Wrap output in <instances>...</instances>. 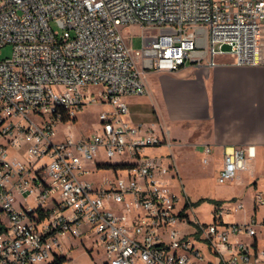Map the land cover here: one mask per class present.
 <instances>
[{"label": "built area", "instance_id": "obj_1", "mask_svg": "<svg viewBox=\"0 0 264 264\" xmlns=\"http://www.w3.org/2000/svg\"><path fill=\"white\" fill-rule=\"evenodd\" d=\"M122 26L143 28L139 49ZM263 27L264 0H0V55L12 47L0 57V264H50L65 257L67 238L90 234L102 246L96 264L264 262V220L224 221L242 202L216 207L211 224L191 221L189 202L177 209L172 155L146 152L171 144L127 120L126 101L147 94L149 72L212 68L225 54L257 65ZM95 101L110 107L101 128L58 139V124ZM102 152L108 162L98 160ZM255 157L252 146L225 149L217 181L250 171ZM98 170L112 176L95 180ZM253 199L264 206L261 192Z\"/></svg>", "mask_w": 264, "mask_h": 264}, {"label": "crops", "instance_id": "obj_2", "mask_svg": "<svg viewBox=\"0 0 264 264\" xmlns=\"http://www.w3.org/2000/svg\"><path fill=\"white\" fill-rule=\"evenodd\" d=\"M258 56L254 66L235 65L234 57L225 54L212 68L190 64L176 72H149L144 76L147 94L126 98L127 120L165 134L168 150L200 147L205 156L210 148L209 159L218 160L220 168L225 149L254 147L249 180L254 194H263L264 171L258 173L255 163H264V27ZM235 201L234 206L242 202ZM263 207L253 199L252 217L257 219Z\"/></svg>", "mask_w": 264, "mask_h": 264}, {"label": "rangeland", "instance_id": "obj_3", "mask_svg": "<svg viewBox=\"0 0 264 264\" xmlns=\"http://www.w3.org/2000/svg\"><path fill=\"white\" fill-rule=\"evenodd\" d=\"M120 31L125 41L133 49H139L142 46V34L144 31L142 27L122 26ZM11 56L12 47L6 46L3 48L0 57ZM101 90L100 86L89 88L90 95L95 94V97H99ZM109 109L108 105L98 101L86 105L77 113L76 121L58 124V139L61 140L68 132H71L76 138L92 135L101 128V124L98 122L99 114ZM146 152L153 156L171 157L172 155L174 176L169 178V182L172 189L180 195L178 210L183 208L188 202L193 204L187 208V215L191 221L198 219L202 223L211 224L214 221L213 212L217 207L216 203L221 202L220 206L232 209L236 199L243 202L244 208L238 212L225 213L224 221L230 224L244 223L252 218L255 185L254 181L249 180L250 171H243L236 176L234 181L221 184L217 181L220 162L212 157L208 163H204V151L200 147L188 148L183 146L181 149L173 147L172 150H168V146H161L148 149ZM9 154L10 156H18L21 159L24 157L23 153H18L14 149H10ZM98 160L108 162L103 152L98 157ZM255 164L258 173L264 171L263 162L260 161ZM90 176L95 180H99L103 177H110L112 174L108 170H98ZM201 199H203V202L196 204ZM20 201H23L22 198H20ZM27 204L34 208L36 207L33 197L28 200ZM16 205V207H19V203ZM263 217L264 207L258 213L257 219L261 220ZM65 241L69 245L65 246L64 251L59 253L66 256L67 261L65 264H96L103 257L99 236L96 234L84 235L82 238H67ZM260 244L261 247H264V235L260 236ZM89 250H92L91 254ZM260 264H264V262Z\"/></svg>", "mask_w": 264, "mask_h": 264}, {"label": "trees", "instance_id": "obj_4", "mask_svg": "<svg viewBox=\"0 0 264 264\" xmlns=\"http://www.w3.org/2000/svg\"><path fill=\"white\" fill-rule=\"evenodd\" d=\"M64 121H67L69 119V116L67 114H63V118ZM73 121H76V118L73 119ZM203 202V199L199 200L196 204H199ZM217 207H219L221 205V202H217ZM193 204H188L187 206H192ZM66 262V258L65 257H60L57 256L55 260H53L50 264H65Z\"/></svg>", "mask_w": 264, "mask_h": 264}]
</instances>
